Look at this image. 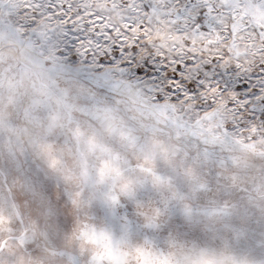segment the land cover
<instances>
[{
  "label": "clouds",
  "instance_id": "9594fccd",
  "mask_svg": "<svg viewBox=\"0 0 264 264\" xmlns=\"http://www.w3.org/2000/svg\"><path fill=\"white\" fill-rule=\"evenodd\" d=\"M71 2L115 36L135 0ZM32 4L0 0V264H264V113L178 119ZM216 7L259 74L264 0Z\"/></svg>",
  "mask_w": 264,
  "mask_h": 264
},
{
  "label": "snow or ice",
  "instance_id": "6c2138e0",
  "mask_svg": "<svg viewBox=\"0 0 264 264\" xmlns=\"http://www.w3.org/2000/svg\"><path fill=\"white\" fill-rule=\"evenodd\" d=\"M217 2L149 0L145 5L135 0L129 9L131 23H124L126 31L115 29V36L109 25L97 23L100 17L79 10L71 0H33L30 7L57 18L50 46L65 43L69 55L74 50L86 60L90 57L92 67L103 69L98 78L132 73L140 94L162 111L176 113L178 119L199 115L212 120L229 110L264 113V68L255 74L244 67L242 56L246 59L247 54L241 51V28L236 23L224 26ZM160 21L171 27L167 32L157 28L155 38L148 35L146 44L141 45L145 36L129 37V32H137V25L147 34ZM104 59L110 63L101 64Z\"/></svg>",
  "mask_w": 264,
  "mask_h": 264
}]
</instances>
